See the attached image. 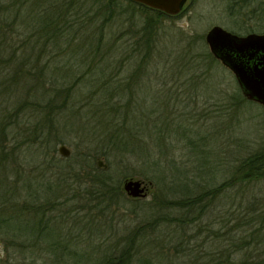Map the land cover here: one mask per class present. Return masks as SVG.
<instances>
[{
  "label": "rangeland",
  "instance_id": "374dc122",
  "mask_svg": "<svg viewBox=\"0 0 264 264\" xmlns=\"http://www.w3.org/2000/svg\"><path fill=\"white\" fill-rule=\"evenodd\" d=\"M64 1L62 38L44 34L38 38L34 34L37 30L31 29L33 22H40L41 18L28 10H23L24 17L20 13L13 37L6 44V56L14 57L8 61L9 70L17 62L22 65L24 69L18 70L16 76H22V80L0 74L2 89L10 85L9 90L0 92V100L7 94L11 104L17 99L39 102L43 113L47 111L46 104H51L54 120L47 121L45 131L51 132L57 160L64 164L67 161L60 157L87 152L86 139H91L88 149L92 152L113 150L115 156L97 160L111 163L114 183L122 196L106 210L88 207L83 202L90 196L86 199L83 189L66 178V182H72L68 194L75 192L78 196L62 205L61 232L64 251L72 249L76 254L62 255L58 244L53 246L52 240L46 243V236H50L47 231L39 238L38 226H30L32 222L18 216L23 202L17 195L22 185L19 176L26 177V173L20 167L16 174L12 167L0 168V264H99L107 246L138 226L142 229L134 238L137 249L130 264H180L177 248L181 240L192 235L191 241L183 245L191 248L204 238L205 231L195 235L196 226H189L183 233L178 223L160 220L152 228L147 222L157 218L158 213L167 218L179 216L180 208L169 202L226 180L243 157L264 144V105L239 99L242 92L235 75L220 60L209 56L205 36L214 25L241 34L264 32V9L259 16L253 11V2L187 0L183 14L158 17L155 11L130 0H114L109 7L100 6L98 0H72L76 6L71 12L67 9L68 0ZM70 13L75 15L69 16ZM151 18L152 26L146 30L153 29L155 39L150 44H138L137 39ZM31 33L34 36L29 40ZM8 47L17 49L14 53ZM27 55L29 60L24 59ZM28 67L36 71L35 76ZM24 74L28 76L24 78ZM33 114L30 110L28 123L14 126V133L20 132L23 137L37 120ZM108 120L112 121L110 127ZM120 131L129 137L128 148L151 157L128 159L119 155L120 147L104 136ZM19 144L9 139L5 145L2 142V149L11 151L16 145L19 157L20 152L29 156L38 153L36 145ZM61 144L70 149L69 156L60 154ZM29 165L21 166L27 170ZM53 168L58 171L56 166ZM54 172L46 175V181L51 176L50 181L57 183ZM7 174L9 180L5 179ZM126 177L143 180L146 195L129 196L123 188ZM58 192L60 199H67L64 188ZM156 195L161 204L155 200ZM262 201L264 178L238 184L211 201L210 219L219 213L225 218L235 213H259ZM225 221L216 220L217 226L226 225ZM58 225L61 223L55 220L56 234Z\"/></svg>",
  "mask_w": 264,
  "mask_h": 264
},
{
  "label": "trees",
  "instance_id": "16d2710c",
  "mask_svg": "<svg viewBox=\"0 0 264 264\" xmlns=\"http://www.w3.org/2000/svg\"><path fill=\"white\" fill-rule=\"evenodd\" d=\"M25 1L27 0H0V74L3 75V77L7 76V78L10 77L13 80H22V76H16L17 71L20 69L23 70L24 68L17 62L13 70L8 69V61L12 58L14 59V57L6 56V44L12 39L16 29V21L20 20L21 12L23 16V10H28L30 14H34L36 18H41L40 22H33V29H31V31L37 30L34 34H38V38L43 36V34L48 37L50 35L56 36V38L64 37V0H62V2L61 0H28L30 5H24L23 3H25ZM98 1L100 2V6L109 7L114 0ZM66 4H68L67 9L70 12L75 10L76 3H73L72 0H68ZM17 5L20 7L18 8ZM140 5L146 10L155 11L158 17L170 16L159 9H153L144 4ZM14 6L18 9H15ZM76 13L78 12H75V14ZM74 15L71 14L69 16ZM152 19L153 18L146 21L147 24L145 28L142 29V36L137 39L138 44H143V41L146 44H150L151 40L155 39L153 36L155 31L153 29L146 30L147 27L149 28L152 26ZM67 20L73 21V19L69 17ZM143 31H146L145 35H143ZM33 36L34 35L31 33L28 36L29 40L32 39ZM8 48L14 49V53L17 49L14 47ZM209 56L214 60H218L211 52ZM37 57L38 55L36 58ZM29 58L30 56L27 55L24 59L29 60ZM28 69L33 71V76L36 75V71L32 70L30 67H28ZM27 76L26 74V77ZM26 77L24 74V78ZM1 83H3V79L0 78V84ZM0 89V92L3 89L4 91L9 90L10 85L5 86L3 89L0 86ZM239 99L242 101L247 100L243 93L242 95L241 93L239 94ZM12 102L11 104V101L7 98V94L0 100V149L2 151H0V168L8 170L12 167V172L16 174L19 172L20 167L21 172L26 173V177L19 176L22 179V185L18 188V194L17 192L15 193L23 198V202L19 207L18 216L26 217L25 220L27 219L28 222H32L30 226H38L41 232L39 238L47 231V234L50 236H46V243L52 240L51 244L53 246L58 244V247L62 248L63 255L66 251H64V236L61 232V229L64 230V209L62 205L69 198H73L72 196L76 195L75 192H72L74 193L73 195H70V193L68 194V189L72 188V186H70L72 182H66L65 179L71 178L74 180L73 183L78 184L77 188L83 189L82 192L86 194V199L90 196L87 201L83 202L85 205L92 208L98 207L101 210L108 209L112 203L120 200L119 197L122 196V192L118 184L114 183L111 163H109L107 168H104L98 166L96 160L99 157L109 158L110 156H115V152L113 150H108V148L103 149L102 152L99 153L92 152L88 149L91 139H86L85 148L87 152L74 154L72 155L73 157H60V160L65 159L67 161V163L64 164V162L58 161L59 159L57 160L56 143L50 138L51 132L45 131V124L47 121L54 120L53 116L50 115V113H52L50 108L51 104H46L47 111L43 113L39 111L41 105L39 102L33 103L29 101V99H17ZM30 110L34 113L33 115H35L34 117L37 120L24 131L25 135L21 137L20 132L14 133V126L19 125L21 122L28 123L27 118ZM37 112H39L38 117H36ZM110 126H112V121L108 120L107 127ZM123 126L124 125H122V127ZM104 137V139H107L111 144H115L117 148L120 147V150H117L119 153H117L128 159L131 156H135L139 159L141 157H148V159L151 157V154L142 153V151L135 148H128L126 145L129 143V137L126 136L124 132H107ZM9 139H14L16 145L17 143L18 145H20L19 143L23 145H36L34 148L38 153L35 155L31 154L30 157L24 152H20L21 156L19 157L15 150L17 149L16 145L11 151L3 150L2 142L3 145H5ZM50 150H52L51 153ZM144 154L147 155L143 156ZM157 161L158 159L153 160L155 164H157ZM29 163L34 164V166H30ZM21 165H29V168L26 170ZM54 166L57 167L58 171L53 168ZM131 168L130 166L129 169ZM52 171H55V174H53L57 183H52V181H50L52 179L51 176L49 181H46V175L49 172L52 173ZM139 173L141 172L139 171ZM142 173H146V171ZM9 176L10 175L7 174L5 179L9 180ZM160 177L161 175L156 176L157 179ZM262 178H264V144L261 148L243 157L239 163L235 165L232 175L226 180L195 194H190L179 200L169 202L172 206L180 208L181 212L179 216L167 218L164 214L158 213L157 218L147 223L154 228L159 224L160 220H168L178 223L183 233L187 232L189 226H196L195 230L198 233H195V235H199L200 231H205L204 238L197 240L196 244L191 248L183 245L191 241L193 238L192 235L187 239L181 240V245L177 248V253H179L181 259L179 262L180 264H264V204L261 206L262 209L259 213L247 212L246 215H238L235 213L231 214L229 218H225L223 213H219V216L210 219L212 212L211 210L208 211L212 204L211 201H216V197L224 194L228 189L236 187L238 184H246ZM63 180L64 186L62 184ZM5 186H7V184H5ZM63 188L64 196L67 194V196H65L67 197L66 200H62L59 197L61 193L58 191H62ZM5 192L8 191L6 190ZM68 195L70 196L68 197ZM156 197L157 199L155 200H157V203L161 204L160 200H158L160 197L157 195ZM262 203L264 202L262 201ZM53 211H55V213ZM248 214L251 215L249 216ZM224 219H226V225L222 224L217 226L216 220L223 223ZM55 220H59L61 223V225H58L60 229L57 233L58 235L55 233L57 229V227H54ZM224 226L225 231L223 229ZM141 229L142 227L138 226L127 236L121 237L118 242L107 246L106 249L102 251L98 263H132L137 249L134 238ZM145 233L146 231L143 232V234ZM122 240L123 242L120 243ZM66 253L71 256L76 254L72 249Z\"/></svg>",
  "mask_w": 264,
  "mask_h": 264
},
{
  "label": "water",
  "instance_id": "95a60500",
  "mask_svg": "<svg viewBox=\"0 0 264 264\" xmlns=\"http://www.w3.org/2000/svg\"><path fill=\"white\" fill-rule=\"evenodd\" d=\"M134 1L169 15L178 14L185 2V0ZM205 39L213 56L233 72L243 95L264 105V53L256 56L259 50H264V33L238 35L220 25H214L206 33ZM58 150L63 156H69L71 153L65 144H61ZM97 164L104 168L108 166L102 159H98ZM123 188L132 197H141L147 192V185L140 179L126 178Z\"/></svg>",
  "mask_w": 264,
  "mask_h": 264
},
{
  "label": "flooded vegetation",
  "instance_id": "af4514ba",
  "mask_svg": "<svg viewBox=\"0 0 264 264\" xmlns=\"http://www.w3.org/2000/svg\"><path fill=\"white\" fill-rule=\"evenodd\" d=\"M189 1L192 2L193 0H189ZM241 1L244 2V4H247L248 2H253L254 3V8H253L254 13L256 12L255 14L261 16V12L264 9V0H251V1L250 0H241ZM129 2H133V3H137V4H142V3L136 2L134 0H130ZM186 2H187V0H185L184 4L182 6V9H181V11L178 14L170 15V16L175 17L177 15L183 14L185 12V10H186ZM231 32H233V31H231ZM253 32H255V31L247 32L246 34H244V33L241 34V33H236V32H233V33H236L238 35H248L249 33H253ZM255 33H264V32H255ZM263 53H264V50H259L258 53L256 54V56L259 57ZM256 56L254 57L255 59H256Z\"/></svg>",
  "mask_w": 264,
  "mask_h": 264
}]
</instances>
